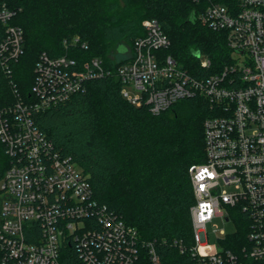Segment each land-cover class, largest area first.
I'll list each match as a JSON object with an SVG mask.
<instances>
[{"label":"built area","instance_id":"2783aa9c","mask_svg":"<svg viewBox=\"0 0 264 264\" xmlns=\"http://www.w3.org/2000/svg\"><path fill=\"white\" fill-rule=\"evenodd\" d=\"M193 1L199 22L227 35L231 59L219 72L192 73L163 54L171 40L158 20L149 19L133 57L116 71L99 58L82 64L44 53L35 67L34 99L0 107V142L11 159L0 182V264H62L68 247L82 264H138L144 256L161 264L162 243L142 240L136 227L97 200L89 176L35 121L85 93L88 82L113 75L130 103L147 104L154 115L194 97L211 105L204 122L206 161L189 170L193 242L171 245L192 264H264V0ZM16 16L9 0H0V64L8 72L24 54ZM199 58L202 69L211 67L208 57ZM215 219L234 222L237 233L220 231L212 248L207 230ZM240 231L246 236L237 250Z\"/></svg>","mask_w":264,"mask_h":264},{"label":"trees","instance_id":"16d2710c","mask_svg":"<svg viewBox=\"0 0 264 264\" xmlns=\"http://www.w3.org/2000/svg\"><path fill=\"white\" fill-rule=\"evenodd\" d=\"M9 2L17 11L13 24L24 32V54L11 62L10 72L0 64V107L34 99L35 67L44 53L82 64L99 58L116 71L133 57L134 42L145 35L149 19L158 20L171 40L163 54L192 73H217L231 59L226 33L203 26L193 0ZM196 52L211 60L209 69L200 67ZM212 113L206 99L194 97L154 115L147 104L130 103L113 75L88 82L85 93L37 114L35 121L54 148L89 176L97 200L136 227L142 240L162 243L161 264H192L171 243L193 242L195 198L189 170L206 161L204 122ZM10 166L0 142V182ZM245 236L246 231L239 232L241 245L234 248L244 244ZM62 264L82 263L68 247ZM138 264L151 263L144 256Z\"/></svg>","mask_w":264,"mask_h":264},{"label":"rangeland","instance_id":"374dc122","mask_svg":"<svg viewBox=\"0 0 264 264\" xmlns=\"http://www.w3.org/2000/svg\"><path fill=\"white\" fill-rule=\"evenodd\" d=\"M118 1H121V0H118ZM111 56H114L115 58H117V56H115V55H111ZM235 58L239 59L238 56H235ZM118 59H121V57L118 56ZM240 60L245 61V58L244 57L240 58ZM126 89L128 92H130V95L132 97H135L138 94L136 92H132L129 88H126ZM113 149L116 153H118L119 147L117 145L114 144ZM124 153H125V151L123 152V150H122L120 152V155L122 156ZM222 230H225L227 235H233V233H235V232L237 233V226L234 222L225 223L221 219H215L214 222L210 223L208 225L207 231H208V236H209V242H210L212 248H214L217 245V243L219 242V238L223 237V235L220 232Z\"/></svg>","mask_w":264,"mask_h":264},{"label":"water","instance_id":"95a60500","mask_svg":"<svg viewBox=\"0 0 264 264\" xmlns=\"http://www.w3.org/2000/svg\"><path fill=\"white\" fill-rule=\"evenodd\" d=\"M195 15V12H193V16ZM195 56L197 57V58H199L200 56H201V53L200 52H196L195 53Z\"/></svg>","mask_w":264,"mask_h":264}]
</instances>
